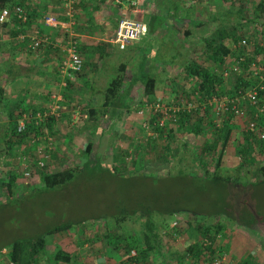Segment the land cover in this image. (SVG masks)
<instances>
[{
	"label": "trees",
	"instance_id": "trees-1",
	"mask_svg": "<svg viewBox=\"0 0 264 264\" xmlns=\"http://www.w3.org/2000/svg\"><path fill=\"white\" fill-rule=\"evenodd\" d=\"M184 1L190 4V0ZM203 1L192 0L197 5H202ZM225 1L222 0L221 2L225 3ZM234 2L230 5L226 3L220 5L216 13L207 18V20L219 24L213 30L211 38L204 40L199 49L207 55V61L210 62L211 67L207 68L190 61L186 63L183 69L186 77L190 78L188 80L193 83L192 92L195 94V99L200 107L190 112L186 110L177 112L176 121H172L168 125L166 139L156 162L146 163L140 173L125 175L123 178V181L126 182L139 180L143 183L141 200H135L134 207L131 209L119 210L112 219L116 222V227H120L122 223L128 220H132L138 227L139 242L135 241L136 244L130 246L136 255L134 258L128 259L125 264H132L133 262L148 264L149 260L154 259V257L166 260L168 254L164 252V245L167 241H174L167 231L170 222L180 213H185L196 221L195 230L202 240L198 245L188 248L189 256L213 257L216 238L238 231L246 233L256 245L264 248V165L259 160V153L264 148L262 141L256 140L249 131L243 132L242 143L238 152L239 164L232 169L221 166L222 153L231 134L230 123L233 118H237L232 108L243 103L241 97L257 84L258 79L254 76V72H257L259 67H264V48L260 45L253 47L252 51L245 56H243L242 50L246 46H238L235 61L232 65H228L227 58L231 52L225 48L224 43L228 40L238 45L243 41L247 43L243 36L236 35L237 29L242 27L241 22L256 23L262 21L264 30V0H260L257 5H252L248 0H234ZM26 3L27 0H0V12L6 8L13 9L15 6H24ZM197 5L193 4L187 9L188 18H194L196 13H203L204 16L207 12L205 9L201 10ZM189 11L191 12L190 15H188ZM203 16H200L201 19ZM30 20L28 12V22L23 24L28 29L31 28ZM203 23H199L198 26ZM10 24L16 26L21 22L11 18L9 23L0 29L7 28ZM226 26H230L232 32H227ZM13 35L12 33L11 36ZM11 45L13 44L11 43ZM47 47L48 45L40 48L38 52ZM28 52L35 54L31 50ZM6 53V44L1 41L0 37V76L3 66V68H7L5 72L7 80L17 78L13 71L16 63ZM240 58L242 61L238 65L239 70L234 71L233 66ZM126 70V64L119 65L117 76L103 93L104 98L101 106L103 111L93 106L86 113L87 120L98 122V111L109 118L120 114L119 111L121 110L130 112L132 109L143 105L144 100H149L155 96L157 81L151 74L144 71L143 65L135 67L132 75H128L130 77L126 75ZM226 72L236 76V81L230 91H226L224 86L225 76L223 74ZM7 80L5 83H8L9 80ZM67 84L69 85L70 82L66 83V86ZM126 84L128 88L123 91ZM2 93L3 89L0 88V106H2ZM258 97V107L263 109L264 114V90L259 91ZM222 98L227 99L229 112L226 114L228 113L229 116L224 124L217 128L211 122V107L208 102L212 99L220 101ZM244 102L252 109L250 113L257 112L255 107L249 105L247 101ZM59 105L62 110L66 108L60 103ZM46 111L49 112V109H44L40 114ZM37 114L34 112L21 116L22 119L27 117V129L22 134L16 132V127L20 121L13 120V115H9V122H0V160L14 156L21 148H23L21 149L23 155H34L37 148L43 147L45 149L51 140L58 135L56 124L61 120V113L53 116L47 115L44 121L36 122L34 119ZM258 116L259 121H264L262 113ZM158 117L159 113L153 114L150 121L151 126L156 124ZM86 125L87 123H83V126ZM91 127L96 128L97 126L91 125ZM209 129H211L212 141L206 140L203 145H199L201 147L198 150L200 154L194 153L192 146L187 145V139L183 140L184 136L192 135L196 143L199 144L197 140L205 137V132ZM93 136L90 135V137ZM176 140L181 143L180 155H177L173 146ZM14 146L17 149H14ZM91 147L92 145L89 143L83 153L84 156H88ZM188 155L189 157H187ZM177 156L178 162L175 161ZM190 156L200 158L197 169L191 165L192 158L190 160ZM207 159L210 163L207 162ZM209 164H212L213 167L211 171ZM29 168L30 177H37L40 187L42 186L46 191L70 183L75 173L80 171V167L76 165L55 173L41 172L38 174L35 163L33 167L29 166ZM42 170L45 171V167ZM115 170H117L116 167ZM16 179L17 176L11 174L5 182L0 184L5 194V197L0 201L4 202V205H7L8 200L15 201L14 196L18 195V198L19 193L21 195L25 193L23 190L35 188L28 181H24L23 187H19L16 184ZM200 221L202 223H199ZM71 228V224H64L44 231L35 239L16 240L8 247L2 246L0 252L10 249L9 260L12 264H37L39 260H43L44 264H69L72 257L61 250L51 254L46 239L51 235L67 232ZM204 241H207L209 245L204 246Z\"/></svg>",
	"mask_w": 264,
	"mask_h": 264
},
{
	"label": "rangeland",
	"instance_id": "rangeland-1",
	"mask_svg": "<svg viewBox=\"0 0 264 264\" xmlns=\"http://www.w3.org/2000/svg\"><path fill=\"white\" fill-rule=\"evenodd\" d=\"M208 1L212 2L214 9L209 8L207 10V17L216 13L218 5L235 3L234 0H226L225 3H222V0ZM248 1L252 5H257L260 0ZM171 8H174L175 13H179L182 9L179 5H172ZM190 14L189 11L188 15ZM241 25L242 27L237 29L236 35L243 36L247 40V46L242 50L243 56L252 51L256 45L264 48L262 21L256 23L241 22ZM218 26L217 22H210L209 20L207 26L202 29L203 36L209 35V33L212 34ZM179 27L180 31L188 29L184 28V25L183 29L182 25H179ZM190 29L193 30L195 27L191 26ZM225 30L232 32L230 26H226ZM153 33L152 27H149L148 32L145 34L144 45H148L153 40ZM0 37L2 40L6 38L4 30H1ZM194 42L196 44L188 40V48L177 46L174 48L175 52L171 51L176 54L180 53L181 56H178L177 63L169 71L165 70V74H161L162 82L156 85L155 94L157 96L144 100L143 105L136 109H132L130 112L121 110L119 111L120 114L111 118L98 111V122L86 119L87 111L93 107V105L88 107V99L83 100L71 109L70 113L72 115L69 121L66 120L65 125H63L65 134L59 133L56 135L51 140V145L46 147L50 148L51 146L52 150L45 165V171L36 169L38 174L41 172L55 173L76 165L80 167V171L75 173L70 183L46 191L42 186V188L40 187L37 177H25V167H33L39 159V155L36 153L34 155H23L21 153L23 148L14 156L0 160V184L5 182L9 175L15 174L17 176L16 184L19 187H23L24 181H28L35 186V188H30L27 191L23 190L25 193L22 195L19 193L18 198V195L14 196L15 201L8 200L7 205L0 201V248L2 246L8 247L16 240L35 239L46 230L64 224H71L72 228L69 231L47 237L46 240L51 254L61 250L70 255L72 258L69 264L126 263L132 251L130 246L135 245V241L139 242L138 227L132 220L125 221L120 227H116V222L112 219L115 214H118L119 210L131 209L134 207L135 200H141L143 183L139 180L126 182L123 181V178L125 175L140 173L146 163L156 162L164 145L168 125L172 122L170 119L171 114L164 116L162 110V113L159 112L156 124L151 126L150 121L153 110H150L149 107L159 105L161 109H169L177 106L183 107L187 103H192L196 109L200 107L195 99V94L192 92L193 83L188 80L190 78L186 77L183 70L186 63L191 60L192 51L194 56L197 57L196 62L202 64L206 62L198 50L200 43ZM166 43L167 39L156 43V46H158L156 56L159 60H166L167 57L173 56L171 53L167 55L168 51L164 50ZM224 45L231 52V56L228 55L227 58L230 66L235 61V55L238 54V44L228 40ZM136 53L137 51L133 50L131 54H128V58L124 53H120L118 57H122H120L121 63L130 58H134L132 59L133 63L141 62L135 57ZM130 68V71L135 69V67ZM117 69L118 67L100 74V77L107 76L106 86L117 76ZM225 74L224 86L226 91H230L234 86L236 76L228 72ZM94 98L96 102L102 101L98 99V95H95ZM83 102L84 105H82ZM244 103L243 101L239 106L243 116L233 118L230 123V127H232L231 134L222 153L221 166L227 169H232L239 164L238 152L242 143V133L248 130L250 121L256 120L264 132V121L258 120L259 113L257 112V118H255L254 114L256 112L254 114L250 113L252 109ZM101 106L102 104L94 107L103 111ZM210 107V118L213 126L221 127L229 114L221 112L217 116V105L214 103ZM12 109L14 110V107ZM6 112H10V109H7ZM60 113L62 117L65 110L60 109ZM12 114L9 113L8 116ZM262 115L264 114L262 113ZM83 123H87L86 126H97L99 130L95 132L93 137H90L88 132L82 134L79 132V127L83 126ZM210 133L211 129L207 130L205 137L197 140L199 144L196 143L192 135L184 136L183 140L187 139V145L192 146L194 153L200 154L198 150L201 147L199 145H203L206 140L212 141ZM177 138L180 137L177 136ZM179 140H176L173 144L177 155L181 153ZM89 143L92 145L90 153L88 156H84L83 153ZM262 144L264 146V140H262ZM14 149H17V147L14 146ZM193 156H190V160L192 158L191 165L197 169L200 158H198L199 155L197 157ZM177 159L178 156L175 159L176 162H178ZM259 160L264 165V148L259 153ZM207 162L210 163L208 159ZM209 165V170H213L212 164ZM115 167L117 170H115ZM4 197L5 194L0 186V200ZM176 217H178L177 222L180 226L174 232H177L179 236L177 240L167 241L164 245V252L168 254L169 263L211 264L212 257L198 258L188 255V248L198 245L202 241L198 235L199 233L197 234L195 230L196 221L185 213H180ZM213 250L215 257L225 259L224 264H243L244 262L246 264H260L258 261L253 263V259L257 258L252 257L251 259L249 253L264 258V248L256 245L246 233L239 231L217 237ZM239 252L242 256H238ZM10 253V249L0 252V264H10ZM154 260L157 261L149 260L148 264L153 262L163 263L158 257H154ZM37 264H44L43 260L37 261Z\"/></svg>",
	"mask_w": 264,
	"mask_h": 264
},
{
	"label": "crops",
	"instance_id": "crops-1",
	"mask_svg": "<svg viewBox=\"0 0 264 264\" xmlns=\"http://www.w3.org/2000/svg\"><path fill=\"white\" fill-rule=\"evenodd\" d=\"M71 2L73 9L72 21L74 23L71 30L78 37L84 65L82 71L68 81L60 73L63 30L47 26L45 22L48 17L57 19L60 22L69 20L66 16L65 0H27L26 5L21 7H24L27 13L29 12L30 14L31 28L28 29L27 26L21 23L16 26L10 24L7 28L0 29V32L1 30L5 31L6 38L4 40L1 39V41L6 44V55H10L16 63L13 71L17 75V78L8 79V81L5 75L7 68L1 67L0 88L3 89V99L2 106H0V117L3 123L9 122V113H13V120L18 122L22 120L21 116L23 115L34 112L40 113L44 109H48V107L53 105L52 97L55 95L61 98L60 104L66 107L64 115L56 124V130L58 134H65L63 125H65L66 120L69 121L72 115L70 112L74 106L85 99H88V107L103 104V93L110 83L106 86L107 76L100 77L102 72L112 71L119 67L120 64H126V75L128 76L132 75L133 72L129 70L131 69L130 67L143 65L144 71L151 74L158 84L162 82L161 74H165V70L169 71L177 63L178 56H181L180 53L171 52H175L174 48L177 46L188 48V40L194 44H196L194 41L199 42L200 45H197L201 47L203 41L212 36L211 33L205 36L202 34V29L209 22L207 20V12L204 14L206 18L203 13H196L194 18H188L187 9L192 7L193 4L197 5L192 0H190V4L185 3L184 0H140V6L137 5L138 7L136 8L130 6L123 8L114 7L108 0H71ZM203 2L202 5H197L201 10L214 9L212 2L208 0ZM172 5L181 6V11L176 14L174 8H171ZM124 14L140 21L144 25L145 30L147 29V32L149 27H152L154 31L152 34L153 40L148 45H144L147 32L144 33L139 43L131 47L121 49L113 42L117 21ZM200 16H203V19ZM210 22L212 21L210 20ZM199 23L203 24L198 26ZM179 25H182V29L183 25L184 28L188 29L180 31ZM191 26L195 27V29H190ZM34 30L46 36L49 40L48 47L42 51H36L35 54L28 52L29 36ZM11 32L14 34L13 36H11ZM164 39H167V45L164 50L168 51L167 55L171 53L173 56L167 57L166 60H159L156 56L158 52L156 43L162 42ZM133 50L137 51L135 57L141 62L133 63L132 59L134 58H130L121 63L122 57L120 56V58L118 55L124 53L128 58V54H131ZM199 52L203 55V60H206V62L204 64L196 62L197 57L194 56L193 51L189 62L193 61L197 65L207 68L211 67L210 62L207 61V55L200 50ZM155 75L159 76L156 77ZM223 75L226 76V74ZM5 80L8 83H5ZM69 82L71 85L67 84L66 86V83ZM127 88V84L124 85L123 91ZM95 95H98V99L102 101L96 102ZM84 104L83 102L82 105ZM13 107L14 110L12 109ZM7 109H10V112H6ZM81 127H79V132L82 134L88 132L89 136L91 134L92 136L95 135V132L99 130V127L96 126V128L91 126ZM249 254L251 259L252 257L257 258L253 259V263L258 261L260 264H264L262 256L254 253ZM238 256H242L241 252H239ZM150 260L157 261L154 259ZM161 262H163L162 264H170L168 258L166 260L161 258ZM152 264L157 263L153 262Z\"/></svg>",
	"mask_w": 264,
	"mask_h": 264
},
{
	"label": "built area",
	"instance_id": "built-area-1",
	"mask_svg": "<svg viewBox=\"0 0 264 264\" xmlns=\"http://www.w3.org/2000/svg\"><path fill=\"white\" fill-rule=\"evenodd\" d=\"M140 0H108V2L118 8H123L126 6L130 7H138ZM138 5V6H137ZM65 7L67 9L66 16L68 17V21L66 22H60L57 19H54L52 17H48L45 19L47 26H52L57 29L63 30V39H62V60L60 64V73L65 79H71L74 77V75L80 73L83 69V58L81 57L80 50H79V41L78 37L74 32L71 30L72 26H74V23L72 21L73 19V9H72V2L71 0H65ZM11 18H15L16 20L20 21L22 24H26L28 21V13L24 7L21 6H15L13 9L6 8L0 12V27L3 25L9 23ZM117 28L115 31L113 42L118 45L121 49L125 47H131L137 43H139L145 33V27L144 25L138 21L136 18L127 17L125 14L121 15L117 21ZM49 44V40L46 36H43L39 34L38 31L34 30L32 31L31 35L29 36V42H28V49L36 52L40 48L45 47ZM238 46H247V43L245 41L241 42ZM242 61V58L239 59L238 62H236L233 66L234 71L239 70V63ZM254 76L257 77L258 81L257 84L252 88V90L248 91L244 96L241 97L242 101H247L249 105L255 107L257 112L263 113V109L258 107L259 97L258 93L259 91L264 90V67L258 69L257 72H254ZM65 86V84H63ZM240 99V98H239ZM237 100V99H236ZM53 105L49 107V112H43V114L38 113L35 117V121H44L47 117V115L53 116V115H59L60 113V105L61 98L59 96H53L52 97ZM217 105V116L222 112L226 113L229 112L227 108V99L222 98L220 101H216L214 99L210 100L208 104L210 106ZM147 107V106H145ZM150 110H153V114L157 113H164V116H167V114H171V120L173 122L176 121V113L181 110H186L187 112H190L192 110H195L196 108L192 103H187L183 107L177 106L174 108L169 109H161L159 105H153L152 107H149ZM232 111L235 113L237 118H240L243 116L242 111L239 109V106H234L232 108ZM257 112L254 114V117L257 118ZM170 117V116H169ZM25 116L24 119L21 120V122L16 127L17 134H22L27 129L26 126V119ZM162 125V123H161ZM251 132L256 140L262 141L264 140V132L261 130L259 125L257 124L256 120L250 121L248 125V130ZM51 145L50 143L48 146ZM47 147V146H46ZM52 148H37L36 154L39 155V159L35 163V166L38 170H42L47 161L49 160V154L51 152ZM24 176L29 178L30 177V168L29 166L25 167L24 170ZM178 217H174L172 223L169 225V230L167 233L173 237V239L177 240L179 234L177 232H174V230H177L178 225ZM204 246H208L209 243L207 241H204ZM135 252L131 251L129 259H132L135 257ZM225 259L224 258H218L213 256L211 264H224ZM12 264V263H10ZM132 264H138L133 262Z\"/></svg>",
	"mask_w": 264,
	"mask_h": 264
}]
</instances>
